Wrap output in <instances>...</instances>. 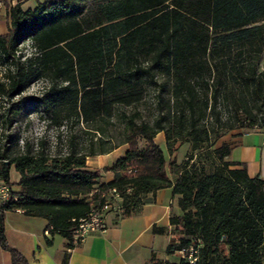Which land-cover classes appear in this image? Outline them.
Returning <instances> with one entry per match:
<instances>
[{
	"label": "trees",
	"instance_id": "1",
	"mask_svg": "<svg viewBox=\"0 0 264 264\" xmlns=\"http://www.w3.org/2000/svg\"><path fill=\"white\" fill-rule=\"evenodd\" d=\"M0 2L9 22L0 33V108L9 104L0 123L8 127L6 115L31 98L52 125L81 121L88 134L87 144L70 140L61 155L0 139V180L12 184L11 166L19 174L17 200L0 210V246L11 264L27 260L7 242L5 211L47 219L50 232L72 247L79 219L113 204L103 195L110 189L122 197L119 214L127 217L140 212L147 193L165 187L178 195L181 211L170 217L178 236L167 253L193 245L194 264H264V178L228 160V143L208 144L207 157L195 152L210 141L212 121L231 129L242 111L243 127L264 123V70L258 69L264 0H43L27 9ZM26 41L33 51L23 56L19 46ZM38 80L45 83L41 96L23 95ZM149 94L153 110L144 116L139 106ZM220 103L231 107L233 121L221 120ZM116 121L121 127L114 134ZM158 132L167 154L178 139L191 143L193 153L167 163L154 141ZM125 143L124 155L105 167L113 179L100 180L99 170L86 165ZM211 159L217 167L207 171ZM148 264L190 263L152 256Z\"/></svg>",
	"mask_w": 264,
	"mask_h": 264
},
{
	"label": "crops",
	"instance_id": "2",
	"mask_svg": "<svg viewBox=\"0 0 264 264\" xmlns=\"http://www.w3.org/2000/svg\"><path fill=\"white\" fill-rule=\"evenodd\" d=\"M12 1L22 9H27L35 7L37 1L42 0ZM4 19H7L6 12ZM8 24L7 19L4 28L0 26V33L7 32ZM154 141L164 150L163 132H158ZM221 143H228L231 147L228 160L243 164L250 177L264 178V128L230 132L222 136L218 145ZM182 144L178 142L172 154L166 155L167 163L171 159L180 163L185 158L184 155L178 158L175 154ZM186 144L185 152L189 149ZM127 147L125 143L108 153L87 158L86 165L90 169L99 170L100 180L109 181L114 178L115 172L103 171L102 168L111 166L122 157ZM166 169L168 171L167 164ZM9 180L13 190H17L19 174L12 180L9 172ZM177 198L178 195L172 192L171 187L149 192L144 196L138 214L118 217L114 212H107L104 216L105 229L90 232L82 242L72 247L59 233L50 232L49 236L44 234L47 219L28 216L22 210L5 211L4 233L8 244L21 252L27 264H148L152 256L175 260L176 253H167L166 249L178 236L170 223L171 215L181 213ZM0 264H11L10 252L1 246Z\"/></svg>",
	"mask_w": 264,
	"mask_h": 264
},
{
	"label": "rangeland",
	"instance_id": "3",
	"mask_svg": "<svg viewBox=\"0 0 264 264\" xmlns=\"http://www.w3.org/2000/svg\"><path fill=\"white\" fill-rule=\"evenodd\" d=\"M7 1L11 5L14 4L12 0ZM4 13L5 9L0 2V26L3 28L4 25L7 24V19H4ZM32 51L33 48L31 47L30 42L26 41L19 46L18 53L25 56L30 54ZM258 69L264 70V54H262L259 60ZM3 71L4 67L0 66V77ZM44 84L45 83L43 82V80H38L31 83V85L25 90L23 95L40 97L43 92ZM151 102L152 94H149L145 99V103L139 106V109L144 116H146L150 111L153 110ZM8 105L9 104L6 102L2 103L0 108V112L2 115L5 114V110L7 109ZM218 108L220 111L221 120H226V118L230 116L232 117L231 121H233V110L231 109V107H226L225 105L220 103V106ZM252 112L256 113V110L253 109ZM260 115L261 114H258V116ZM6 116H8L10 125L8 127H5L3 123H0V139L4 141L6 135L9 137L11 136L14 140L12 144L17 145L20 148H23L27 144L32 150L43 148L47 153L51 155H61L67 151L70 140L77 146L87 144L88 142V134L84 129V126L86 125L85 123H82L81 121H68L62 123L60 126L52 125L49 121V115L43 112L42 105L31 98L26 99V101L20 106L17 112ZM237 118L238 119L236 120L235 126L231 129L220 127L218 125V122L212 121V124L215 127V131L211 133L210 141H208V143L204 142L203 144L198 146V149L195 150L196 154H199V156L201 157H207L209 150L208 148L206 149V147L208 144H211V146H213L214 142H216L215 144H218L222 136L229 134L230 132L246 130L247 128L242 126L247 122L244 112L238 111ZM120 127L121 125L116 121V124L111 127L112 132L116 134L119 131ZM178 142L181 144L184 142L181 147L176 150L175 154L178 158H181L182 155L186 156L193 153L191 143H189L185 139H178L176 144ZM186 142L189 145V149H187V151L185 152V149L187 147ZM138 144L139 146H142L144 144V141L140 140ZM200 148L204 150L200 151ZM164 153L165 155H167V151L165 148ZM208 164L209 165L206 167L207 171H212L213 169H215V167H217L213 159H211ZM102 169L103 171H106L105 168ZM10 176L12 180L16 179V177L18 176V172L13 166L10 170Z\"/></svg>",
	"mask_w": 264,
	"mask_h": 264
},
{
	"label": "built area",
	"instance_id": "4",
	"mask_svg": "<svg viewBox=\"0 0 264 264\" xmlns=\"http://www.w3.org/2000/svg\"><path fill=\"white\" fill-rule=\"evenodd\" d=\"M253 129L264 128V123L259 127L258 125H253ZM12 186L2 180H0V210L3 206H7L11 201L17 200V196L12 194ZM105 198H113V204L104 203L103 205L92 209L86 216L80 218L76 224L74 231L72 233L73 244H79L85 237L93 231H102L105 229V219L104 216L107 212H114L116 216H121L120 212V202L122 197L115 188L110 189L106 194H103ZM21 210V209H17ZM51 226H47L44 229V234L50 235ZM176 258L184 259L190 264H194L197 260V248L190 245L188 248L176 250Z\"/></svg>",
	"mask_w": 264,
	"mask_h": 264
}]
</instances>
